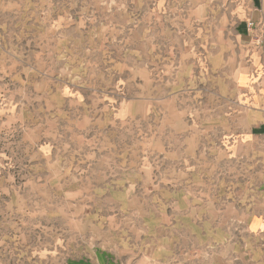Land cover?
I'll list each match as a JSON object with an SVG mask.
<instances>
[{
	"label": "rangeland",
	"instance_id": "1",
	"mask_svg": "<svg viewBox=\"0 0 264 264\" xmlns=\"http://www.w3.org/2000/svg\"><path fill=\"white\" fill-rule=\"evenodd\" d=\"M253 215L264 0H0V264H201Z\"/></svg>",
	"mask_w": 264,
	"mask_h": 264
},
{
	"label": "crops",
	"instance_id": "2",
	"mask_svg": "<svg viewBox=\"0 0 264 264\" xmlns=\"http://www.w3.org/2000/svg\"><path fill=\"white\" fill-rule=\"evenodd\" d=\"M261 7L258 5L254 7L251 12L247 15L246 19L240 22L237 28L238 40L240 44L250 45L251 37L248 33L247 21L252 20L259 22L263 16ZM245 236L241 239V245L245 246L248 242L255 243L261 242L262 248L250 246V249H236L231 255L226 256L225 253H219L221 255H216L210 257L212 252H208L209 257L207 262L204 261L201 264H230L233 260L234 264H264V215H253L251 216L245 226ZM227 258V259H226ZM217 261H216V260ZM139 264V263H138ZM151 264V263H150ZM154 264H183V263H169V262H156ZM192 264V263H187ZM194 264V263H193Z\"/></svg>",
	"mask_w": 264,
	"mask_h": 264
}]
</instances>
